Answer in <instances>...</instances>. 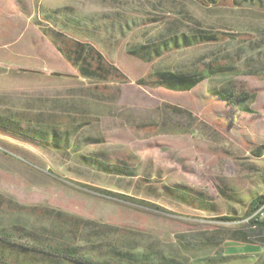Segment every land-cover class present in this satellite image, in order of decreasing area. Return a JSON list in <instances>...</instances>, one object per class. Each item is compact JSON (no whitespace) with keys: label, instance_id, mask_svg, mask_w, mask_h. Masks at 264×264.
Segmentation results:
<instances>
[{"label":"rangeland","instance_id":"1","mask_svg":"<svg viewBox=\"0 0 264 264\" xmlns=\"http://www.w3.org/2000/svg\"><path fill=\"white\" fill-rule=\"evenodd\" d=\"M207 2L0 0V118L8 120L0 122V229L98 259L130 252L127 264H141L140 254L176 264L220 254L236 257L226 264H253L263 255L235 236L253 238L247 213L264 196V156L255 154L264 146V0ZM199 30L221 40L149 62L132 53ZM56 32L94 48L122 77H81ZM209 65L235 73L190 92L141 83ZM232 87L249 99L234 106L217 94ZM0 264L67 263L0 244Z\"/></svg>","mask_w":264,"mask_h":264},{"label":"trees","instance_id":"2","mask_svg":"<svg viewBox=\"0 0 264 264\" xmlns=\"http://www.w3.org/2000/svg\"><path fill=\"white\" fill-rule=\"evenodd\" d=\"M200 1L203 3H208L207 0ZM68 24L69 23H66L67 26ZM89 30V28L86 29L83 34H86L89 32ZM55 35L56 38L54 39V43L59 52L67 59L72 67L79 70L81 77L86 79H100L104 81H108L113 76L122 77L117 68L108 65L103 56L96 52V50L91 46L77 39H68V37L61 32H56ZM220 40L221 38L219 37L218 33H209L199 30L195 33L185 34L178 31H173L172 34L162 37L157 41H151L143 45L135 46L132 50V53H135L136 51L143 53L144 60L149 62L153 60V54H155L156 57H160L164 51L167 52L181 48H190L199 44L212 43ZM234 73L235 70L228 65H209L202 71L195 73H172L169 71L159 72L156 74L155 79L143 80L141 83H144L148 86L163 87L175 92H190L202 84L205 80L210 79L217 74L227 76ZM217 94L220 96V98L228 100V102L234 106L237 103H244L250 97L248 92L236 91L234 87L226 88ZM2 121L8 123L7 119L4 120L3 118H0V122ZM9 123L10 124L8 125L12 126L11 122ZM255 154L258 157L264 156V146L260 147V149H258ZM99 192L112 195V193L104 190H99ZM223 193L228 197L231 196L228 193H225V191H223ZM116 196L132 200L129 197H125L123 195ZM262 203H264L263 195L252 200L247 216L251 218L258 206ZM221 220L231 221L233 219L226 217ZM249 224L253 231V241L249 234L244 233H238L235 238L243 242H256L264 248V221L259 222L255 218H252L249 220ZM0 244L20 254H30L33 257L40 256L42 258L61 261L67 264H127L125 260H127V257H131L130 252L118 250L115 251L116 249H113L111 252L112 255L107 256L106 258L98 259L95 258L92 253L87 254L82 252L79 247L51 245L39 239H35L30 235L29 231L11 232L5 229H0ZM234 259H236V257L223 256L220 254L215 257L203 259V262L205 264H226ZM136 262L141 264H176L174 260L163 258V260L159 261L147 254H140ZM253 264H264V253L263 255L259 256L256 262Z\"/></svg>","mask_w":264,"mask_h":264},{"label":"built area","instance_id":"3","mask_svg":"<svg viewBox=\"0 0 264 264\" xmlns=\"http://www.w3.org/2000/svg\"><path fill=\"white\" fill-rule=\"evenodd\" d=\"M258 216H264V208L258 209V211L255 214V216L249 218V220L252 219V218H255L256 220H258Z\"/></svg>","mask_w":264,"mask_h":264},{"label":"bare ground","instance_id":"4","mask_svg":"<svg viewBox=\"0 0 264 264\" xmlns=\"http://www.w3.org/2000/svg\"><path fill=\"white\" fill-rule=\"evenodd\" d=\"M260 208H264V203H262V204H260V205L258 206L257 210L255 211V213H253V215H252L251 217L255 216V214L257 213L258 209H260ZM258 221H259V222H260V221H264V216H258Z\"/></svg>","mask_w":264,"mask_h":264}]
</instances>
